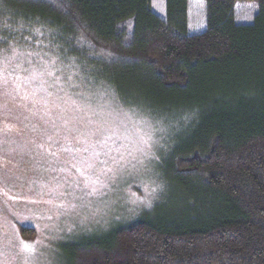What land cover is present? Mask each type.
<instances>
[{
	"label": "trees",
	"instance_id": "obj_1",
	"mask_svg": "<svg viewBox=\"0 0 264 264\" xmlns=\"http://www.w3.org/2000/svg\"><path fill=\"white\" fill-rule=\"evenodd\" d=\"M205 1L207 28L186 33L187 0H166L167 18L151 0H11L0 19V55L12 45L36 51L59 70L77 71L86 84L158 103L161 95L194 90L195 105L206 106L211 67H221L230 83L254 82L245 85V96L262 82L259 94L264 0H255L254 22L243 24L233 11L242 0ZM240 95L227 92L239 97V108L213 111L198 139L175 156L172 174L207 197L195 199L207 207L206 217L197 212L181 221L119 226L108 242L79 246L75 264H264V105L259 110L257 100Z\"/></svg>",
	"mask_w": 264,
	"mask_h": 264
},
{
	"label": "rangeland",
	"instance_id": "obj_2",
	"mask_svg": "<svg viewBox=\"0 0 264 264\" xmlns=\"http://www.w3.org/2000/svg\"><path fill=\"white\" fill-rule=\"evenodd\" d=\"M9 1L0 0V19ZM187 1L182 29L205 30L206 1ZM151 3L167 18L166 0ZM233 11L235 22L252 23L258 5L237 1ZM12 47L0 55V264H75L79 246L106 243L119 226L181 221L197 212L206 217L207 207L197 201L207 197L172 174L175 156L198 139L213 111L239 108V97L227 96L232 89L257 100V109L264 105V89L257 93L262 82L245 96V85L254 82L230 83L221 67L210 69L213 96L204 98L206 106L195 105L194 90L161 95L158 103L111 85L86 84L77 71ZM33 66L54 72L43 87L39 80L25 81L23 69ZM100 127L109 130L105 137L93 135ZM87 165L92 167L83 171ZM21 226L34 230L25 233Z\"/></svg>",
	"mask_w": 264,
	"mask_h": 264
},
{
	"label": "snow or ice",
	"instance_id": "obj_3",
	"mask_svg": "<svg viewBox=\"0 0 264 264\" xmlns=\"http://www.w3.org/2000/svg\"><path fill=\"white\" fill-rule=\"evenodd\" d=\"M23 71L28 73V75L25 77L26 82L39 80L41 87H43V85L47 83V81L44 79L45 76L52 77L54 75V72L49 70V68L47 66H45L43 68L33 66L31 69L25 68V69H23ZM56 79L58 81L59 76H57ZM108 131H109L108 129H106L104 127H100L93 133V135H98L99 137H105V134ZM106 139H111V135H107ZM106 139H100L98 142L104 143V142H106ZM90 167H92V165H87L83 171H86L87 168H90ZM77 170L81 171L80 169H77ZM83 171H81L82 175H83ZM88 179L89 178L87 176H85V180H88ZM93 191H95V189H93ZM35 243H39V241H37ZM26 248L31 252L35 251V248L32 245H26Z\"/></svg>",
	"mask_w": 264,
	"mask_h": 264
}]
</instances>
